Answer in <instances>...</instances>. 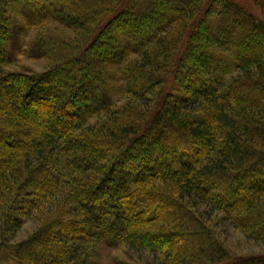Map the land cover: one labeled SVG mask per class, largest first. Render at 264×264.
<instances>
[{"label": "trees", "instance_id": "obj_1", "mask_svg": "<svg viewBox=\"0 0 264 264\" xmlns=\"http://www.w3.org/2000/svg\"><path fill=\"white\" fill-rule=\"evenodd\" d=\"M200 206L264 242V22L230 0H0V264H264Z\"/></svg>", "mask_w": 264, "mask_h": 264}, {"label": "rangeland", "instance_id": "obj_2", "mask_svg": "<svg viewBox=\"0 0 264 264\" xmlns=\"http://www.w3.org/2000/svg\"><path fill=\"white\" fill-rule=\"evenodd\" d=\"M234 2L235 4L241 6L245 10H247L250 14H252L255 18L258 20H261L264 22V7L262 5H259L258 1L255 0H230ZM29 10V9H28ZM55 11V9H52ZM59 12V10H57ZM27 27V26H25ZM49 27L53 29V27H57L55 24H49ZM28 28V27H27ZM60 34L64 35L66 38L72 39L73 34L72 32L64 29H58ZM36 35V31L33 30L29 33L28 38L31 39ZM27 39V37H26ZM29 40H26V43H28ZM26 49V48H25ZM111 49H107L109 51V55H113L114 52L110 51ZM114 51V50H113ZM24 54H27V50H24ZM99 53L95 54V56H98ZM49 60H33V59H26L24 55H19L17 64L13 66L12 68H8L11 71H21L22 73H43L46 69V67L49 64ZM53 109H46L42 112H39L40 118L42 120L49 119V114ZM154 163H156L154 161ZM150 165V164H149ZM126 172V171H125ZM127 173V172H126ZM204 206H200L197 208V214L203 218L206 226L215 234V237L218 239L219 243L222 245V247L228 252V254L231 257L234 258H242L247 256H253V255H262L264 254V242H255L250 239H247L244 235L237 232L233 228L230 227V225L222 220V216L220 214L207 212ZM38 228V222L30 219L26 221L19 231L15 234L14 237H12V242H18L21 240H25L26 238L30 237ZM9 238V236H8ZM123 250L124 248H120L119 250H115L113 253V257L117 259H124L125 261H128L125 256H123Z\"/></svg>", "mask_w": 264, "mask_h": 264}]
</instances>
